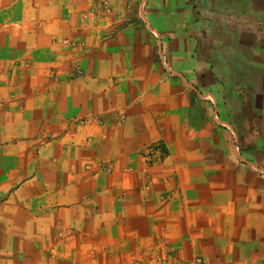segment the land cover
Returning <instances> with one entry per match:
<instances>
[{
	"label": "crops",
	"instance_id": "obj_1",
	"mask_svg": "<svg viewBox=\"0 0 264 264\" xmlns=\"http://www.w3.org/2000/svg\"><path fill=\"white\" fill-rule=\"evenodd\" d=\"M18 1L0 8V242L26 218L47 243L0 264H264V169L215 150L213 115L261 73L264 0Z\"/></svg>",
	"mask_w": 264,
	"mask_h": 264
},
{
	"label": "rangeland",
	"instance_id": "obj_2",
	"mask_svg": "<svg viewBox=\"0 0 264 264\" xmlns=\"http://www.w3.org/2000/svg\"><path fill=\"white\" fill-rule=\"evenodd\" d=\"M17 1L0 0V8L2 4L5 8H12L19 2ZM21 6L22 4L19 3L17 8L19 11L23 9ZM243 67L253 70L251 65ZM253 67L254 70L259 68L258 66ZM259 70L261 73L258 78L235 81V84L238 85V88L236 86L235 89L239 91L238 95L240 96L227 97L222 94V96L216 97L219 106H221L218 113L213 115L218 122V131L221 133L215 150L251 158L255 161L253 164L256 168L264 169V65L260 66ZM218 77L216 76L217 83H224ZM148 147L151 148L147 153L151 160L162 159L168 151L163 142ZM21 217L24 216L21 214ZM25 219L22 221L23 226L19 233L21 237L19 240L5 239L2 243L0 242V258L3 259V263L8 262L7 256L10 252H16L19 261L25 262L30 255L40 254V250H43L44 244L47 243L44 240H47V223L44 221H40L38 224L29 222L31 225L27 227ZM33 227H35L34 233L27 231ZM176 231L180 235L184 234L181 227H176Z\"/></svg>",
	"mask_w": 264,
	"mask_h": 264
},
{
	"label": "built area",
	"instance_id": "obj_3",
	"mask_svg": "<svg viewBox=\"0 0 264 264\" xmlns=\"http://www.w3.org/2000/svg\"><path fill=\"white\" fill-rule=\"evenodd\" d=\"M99 3L102 6H105L108 3V0H98ZM65 42H68V40H64ZM74 40H71L70 43H73ZM74 71L80 72L79 69H76ZM96 121L99 124L104 123V117L102 115H91V116H75L73 117V122L76 124H84L86 122ZM151 148H147V153ZM148 155V154H147ZM150 160V159H149ZM174 257L173 250H168L166 252V255H160L159 253L155 254L153 257L152 264H167L169 260H171ZM202 257L196 256L192 258L188 264H201Z\"/></svg>",
	"mask_w": 264,
	"mask_h": 264
}]
</instances>
